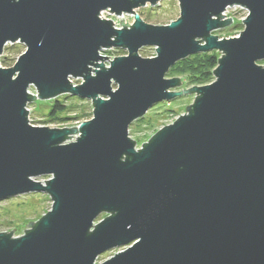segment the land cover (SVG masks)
Masks as SVG:
<instances>
[{
  "label": "water",
  "instance_id": "1",
  "mask_svg": "<svg viewBox=\"0 0 264 264\" xmlns=\"http://www.w3.org/2000/svg\"><path fill=\"white\" fill-rule=\"evenodd\" d=\"M159 1L0 0V56L25 46L0 67V202L41 193L53 203L24 235L0 233V264H96L121 247L101 264H264V0H176L179 18L165 26L134 13ZM234 5L249 12L245 28L218 41L212 32L231 19L215 18ZM104 11L134 24L117 30ZM145 47L156 56L141 58ZM111 48L127 56L104 69ZM211 51L224 54L215 81L184 91L197 95L187 114L136 150L129 125L182 95L168 92L180 85L165 79L170 68ZM30 87L40 101L90 100L92 120L31 126Z\"/></svg>",
  "mask_w": 264,
  "mask_h": 264
},
{
  "label": "rangeland",
  "instance_id": "2",
  "mask_svg": "<svg viewBox=\"0 0 264 264\" xmlns=\"http://www.w3.org/2000/svg\"><path fill=\"white\" fill-rule=\"evenodd\" d=\"M140 15L141 19L151 26H165L170 22L179 18V6L175 0H160L155 7L147 5L145 8H141L136 11ZM227 18L232 19L231 23L222 30L214 32V36L220 37V39H228L238 37L242 32L244 26L242 21L246 18L245 11L239 8H233L228 10L225 14ZM225 17V19H226ZM102 19L111 20L115 28L123 29V25L132 26L134 24V16L123 15L118 17L115 14L104 11L101 14ZM128 28V27H126ZM25 52V46L21 43L7 44L0 56V67L3 69L13 68L19 57ZM139 56L144 59L153 58L156 56L155 48L145 47L138 52ZM102 57H106L107 60L98 62L104 66V69L110 68V62L117 57L127 56V51L120 48H111L106 51L100 52ZM203 54V53H201ZM258 64L264 66V61ZM96 68H92L95 70ZM100 69V68H98ZM171 69V68H170ZM169 71L165 78H177L180 82L179 87L169 90L182 93L179 97L172 101H165L153 105L146 114L140 119L135 120L129 125L128 138L133 141L137 149H141L143 144H147L149 139L153 137L164 127L174 123L179 117L187 114L188 107L192 106L196 95L194 93H184L193 87L188 84V78L185 76L168 77ZM93 76L94 73H92ZM13 79H15L13 77ZM70 82L74 86H78L83 83L82 79H71ZM210 84V83H209ZM207 85V84H206ZM205 86V85H201ZM117 89L116 84H112V90ZM30 96H35V101L29 103L26 106L28 111V122L33 127H46L49 129H75L85 123L92 120L93 105L90 100L80 99L74 96L63 95L54 100H62L65 102L67 111L64 114L58 115L59 118L52 119L49 117L50 102L40 101L38 99V92L34 87H30L27 91ZM103 100H109L104 97ZM79 137L77 131L72 135L66 143H72ZM50 176H41L35 179L36 181L45 185L44 181H48ZM52 200L46 194H28L18 197L9 198L0 202V233L9 234L11 230L15 229L11 236L14 238L20 237L25 234V231H29L32 227L25 228L29 222H38L44 215H46L52 208ZM108 214H101L94 222L98 224L100 221L106 219ZM125 248H116L107 251L99 256L96 264H101L117 253L123 251Z\"/></svg>",
  "mask_w": 264,
  "mask_h": 264
},
{
  "label": "trees",
  "instance_id": "3",
  "mask_svg": "<svg viewBox=\"0 0 264 264\" xmlns=\"http://www.w3.org/2000/svg\"><path fill=\"white\" fill-rule=\"evenodd\" d=\"M220 55L217 52L196 54L176 63L170 70L168 77L185 76L189 85L201 86L212 82L213 70L215 69ZM62 100L50 102L49 117L59 118L64 114L67 107Z\"/></svg>",
  "mask_w": 264,
  "mask_h": 264
},
{
  "label": "bare ground",
  "instance_id": "4",
  "mask_svg": "<svg viewBox=\"0 0 264 264\" xmlns=\"http://www.w3.org/2000/svg\"><path fill=\"white\" fill-rule=\"evenodd\" d=\"M176 1V0H175ZM177 2V1H176ZM178 3V2H177ZM147 5H149V4H147ZM147 5H146V7H147ZM179 6V5H178ZM145 8V7H144ZM233 8H239V9H241V10H243V11H245V13H246V15L248 16L249 15V12L247 11V9L245 8V7H242V6H238V5H234V6H230V7H227L226 9H225V11L224 12H222L221 13V15L222 16H225V14L227 13V11L228 10H231V9H233ZM139 10V9H138ZM138 10H136V11H138ZM136 11H134V13H137ZM102 14V13H101ZM123 15H129V16H132V15H130V14H122V15H120V16H118V17H122ZM138 15V14H137ZM134 16V15H133ZM139 17H140V15H138ZM141 18V17H140ZM99 19L101 20V21H103V20H107V19H102L101 18V15H100V17H99ZM215 19H217V20H219V22H221V21H224V20H226V19H230V18H227L226 17V19H225V17L224 18H221V17H216ZM245 20V19H244ZM110 22H112L111 20H109ZM143 21V20H142ZM231 21H232V19H231ZM173 22V21H172ZM112 24H113V22H112ZM242 24H243V26H244V22L242 21ZM114 28H115V26H114V24L112 25ZM228 25H226L225 27H223V28H226ZM245 28V27H244ZM244 28H243V30H244ZM117 30H120V29H122V27L121 28H116ZM219 30H222V27L219 29ZM219 30H216V31H214V32H217V31H219ZM242 30V31H243ZM214 32H212V35H213V33ZM214 36V35H213ZM215 37H217V39H218V41H221V40H223V39H220V37H218V36H215ZM240 37V35L238 36V37H234V38H239ZM228 39H232V38H228ZM224 40H226V39H224ZM199 41V40H198ZM18 43H20V42H18ZM8 44H11V43H8ZM204 44H205V41L204 40H202V41H200V45L201 46H204ZM211 52H217L220 56H224V54L223 53H221V52H219V51H211ZM211 52H208V53H211ZM218 61H219V59H218ZM217 65H218V63H217ZM217 65H216V67H217ZM215 67V68H216ZM215 70V69H214ZM213 70V71H214ZM14 78H16V76H14ZM166 79V78H165ZM168 79V78H167ZM215 81V78L213 77V80H212V82H214ZM211 82V83H212ZM81 84H83V83H81ZM207 85H209V84H207ZM201 87V86H200ZM173 92V91H172ZM176 93V92H175ZM196 95V94H195ZM196 97H197V95H196ZM75 140H77V138L75 139ZM73 142V141H72ZM75 142V141H74ZM135 148H136V146H135ZM136 150H139V149H137L136 148Z\"/></svg>",
  "mask_w": 264,
  "mask_h": 264
},
{
  "label": "built area",
  "instance_id": "5",
  "mask_svg": "<svg viewBox=\"0 0 264 264\" xmlns=\"http://www.w3.org/2000/svg\"><path fill=\"white\" fill-rule=\"evenodd\" d=\"M246 17H247V15H246ZM246 19V18H245Z\"/></svg>",
  "mask_w": 264,
  "mask_h": 264
}]
</instances>
